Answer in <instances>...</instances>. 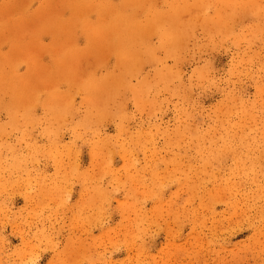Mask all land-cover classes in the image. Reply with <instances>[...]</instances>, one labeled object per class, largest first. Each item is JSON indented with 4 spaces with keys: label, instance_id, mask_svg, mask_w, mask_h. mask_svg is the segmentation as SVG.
I'll return each instance as SVG.
<instances>
[{
    "label": "rangeland",
    "instance_id": "rangeland-1",
    "mask_svg": "<svg viewBox=\"0 0 264 264\" xmlns=\"http://www.w3.org/2000/svg\"><path fill=\"white\" fill-rule=\"evenodd\" d=\"M0 264H264V0H0Z\"/></svg>",
    "mask_w": 264,
    "mask_h": 264
},
{
    "label": "bare ground",
    "instance_id": "bare-ground-1",
    "mask_svg": "<svg viewBox=\"0 0 264 264\" xmlns=\"http://www.w3.org/2000/svg\"><path fill=\"white\" fill-rule=\"evenodd\" d=\"M124 23V22H123ZM107 29L111 32H115V36H118L120 34V29L117 26H113L111 28L107 27ZM130 29V28H129ZM128 37L133 34L132 31L127 32Z\"/></svg>",
    "mask_w": 264,
    "mask_h": 264
}]
</instances>
